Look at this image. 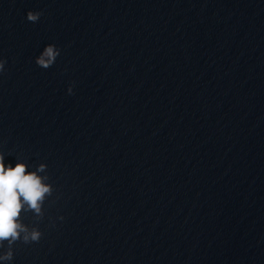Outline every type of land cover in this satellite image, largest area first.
Instances as JSON below:
<instances>
[{"label":"water","instance_id":"1","mask_svg":"<svg viewBox=\"0 0 264 264\" xmlns=\"http://www.w3.org/2000/svg\"><path fill=\"white\" fill-rule=\"evenodd\" d=\"M0 59V151L53 187L0 264H264V0H0Z\"/></svg>","mask_w":264,"mask_h":264},{"label":"clouds","instance_id":"2","mask_svg":"<svg viewBox=\"0 0 264 264\" xmlns=\"http://www.w3.org/2000/svg\"><path fill=\"white\" fill-rule=\"evenodd\" d=\"M42 12L28 11L29 22L39 21ZM60 49L49 44L36 58V64L48 69L56 62ZM6 60L0 59V74L5 70ZM72 87L68 93L72 94ZM47 165L40 163L35 170L29 171L28 164L18 160L15 166L5 163V154L0 151V249L7 243V250L0 253V262H10L14 257L13 245L17 241L24 244L39 242L42 232L37 226L26 225L22 216L31 212L38 223L44 218V203L52 195L53 187L47 181ZM43 173V175H42ZM62 220L63 217H60Z\"/></svg>","mask_w":264,"mask_h":264}]
</instances>
